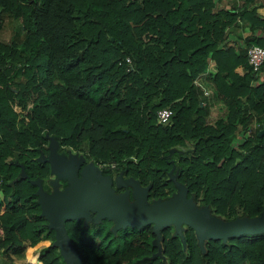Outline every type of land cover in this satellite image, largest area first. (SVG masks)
Masks as SVG:
<instances>
[{"label":"trees","instance_id":"16d2710c","mask_svg":"<svg viewBox=\"0 0 264 264\" xmlns=\"http://www.w3.org/2000/svg\"><path fill=\"white\" fill-rule=\"evenodd\" d=\"M244 1L0 0V28L13 22L0 40V264L23 240L43 239L37 261L64 264L39 205L53 144L78 159L76 177L98 165L128 201L121 180L143 188L145 204L176 196L177 183L222 221L264 212V121L253 126L264 117V59L252 72L244 52L264 47V15ZM239 20L248 34L230 43L225 29ZM200 73L225 105L211 121ZM163 106L171 114L161 123ZM68 184L65 176L49 189ZM95 214L85 206L63 219L82 264H264V230L198 240L192 226L169 221L156 237L153 222Z\"/></svg>","mask_w":264,"mask_h":264},{"label":"water","instance_id":"95a60500","mask_svg":"<svg viewBox=\"0 0 264 264\" xmlns=\"http://www.w3.org/2000/svg\"><path fill=\"white\" fill-rule=\"evenodd\" d=\"M262 132H264V122L257 135ZM85 170L83 176L76 177L73 174L72 182L59 191L53 190L51 197L48 198L47 194L41 192L39 200L41 212L53 228L54 242L65 264H82V262L65 232L63 219L83 213L85 206H95L97 218L104 215L116 217L118 225L153 222L152 231L156 237H158V228L169 221H174L175 225L184 222L192 226L198 240L204 236L225 237L239 232L264 230V212L255 217L222 221L208 215L205 208H195L190 200L184 197L185 190L181 184L176 183L178 188V193L174 196L177 197L176 200L171 198L145 204L142 193L132 194L133 200L128 201L127 192L114 193L108 188L106 177L94 181L89 167H84ZM128 182L138 187L135 182L130 180Z\"/></svg>","mask_w":264,"mask_h":264},{"label":"rangeland","instance_id":"374dc122","mask_svg":"<svg viewBox=\"0 0 264 264\" xmlns=\"http://www.w3.org/2000/svg\"><path fill=\"white\" fill-rule=\"evenodd\" d=\"M12 22V21H11ZM11 22L9 19H5V22L3 23V26L0 28V40L8 39L9 34L11 33ZM13 23V22H12ZM239 31V30H238ZM240 42H238L239 44ZM206 88V87H205ZM214 93V91H213ZM205 95H210V91L206 93ZM215 96V95H214ZM209 102H208V107H209V113L206 116V119L208 121L213 120L217 116L223 115L225 111V105L221 100H215L213 96H209ZM257 120V121H256ZM254 120L253 126H256V122L264 121V117L260 119ZM256 123V124H255ZM62 149H67L65 147H56L54 144L50 146L49 149V163H50V168L53 170L50 171V173L46 176L45 179H43V183L48 187L47 192H43L47 194V197L52 196V191L49 189L51 184L54 183L55 181H58L61 178H68L69 182H72L73 180V174H74V169H75V164H77L78 159L72 158L73 156L70 155L69 158H63V156L60 155V152ZM69 151V150H68ZM70 152V151H69ZM71 153V152H70ZM72 154V153H71ZM55 166L57 168H55ZM87 167H89L90 174L92 175V179L94 181H100V179H103L104 176H101L97 171H98V165L94 166L90 162L86 164ZM85 166V167H86ZM86 170L84 171V168L82 169V176L85 175ZM122 186H124L125 183H127V180H121ZM131 186V193L134 195L136 193H142L143 194V189L138 188L134 186L130 182ZM123 192H127L126 188L123 190ZM173 200H176L177 197H172ZM48 240L43 239L40 240L38 243H36L34 246L27 245V241L23 240L22 243L20 244V251L18 252H10L8 253L10 255L9 261L11 264H40L37 259V253L41 251V249L47 244ZM5 259V258H4ZM65 264V262H64Z\"/></svg>","mask_w":264,"mask_h":264},{"label":"crops","instance_id":"0c3cea01","mask_svg":"<svg viewBox=\"0 0 264 264\" xmlns=\"http://www.w3.org/2000/svg\"><path fill=\"white\" fill-rule=\"evenodd\" d=\"M262 0H252L248 1L247 6L255 5V11L259 16L264 15V4H261ZM244 0H215V7H222V8H228V7H237L239 5L244 4ZM239 30V31H238ZM246 34H248V30L246 29V25L242 21H237L234 25H230L225 29V37L227 38V41L230 43L237 44L238 42H241L242 37H244ZM201 84L206 89V93L210 91V95H204L207 102H209V96H213V98L217 101L218 99L214 96L213 88L210 84V81L207 79L205 73L198 74L195 79L194 83L198 85V83ZM199 86V85H198ZM200 87V86H199ZM201 88V87H200ZM202 89V88H201ZM219 101V100H218Z\"/></svg>","mask_w":264,"mask_h":264},{"label":"built area","instance_id":"2783aa9c","mask_svg":"<svg viewBox=\"0 0 264 264\" xmlns=\"http://www.w3.org/2000/svg\"><path fill=\"white\" fill-rule=\"evenodd\" d=\"M246 63L249 66L252 72H256L264 59V47L259 44L251 43L247 45L244 49ZM125 62L129 63L130 60L128 57L124 58ZM198 83V82H197ZM202 88V94H206V89L198 83ZM171 114V110L167 106L160 107L156 110V120L158 122H166ZM113 166V163H110V167Z\"/></svg>","mask_w":264,"mask_h":264}]
</instances>
